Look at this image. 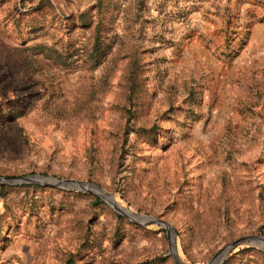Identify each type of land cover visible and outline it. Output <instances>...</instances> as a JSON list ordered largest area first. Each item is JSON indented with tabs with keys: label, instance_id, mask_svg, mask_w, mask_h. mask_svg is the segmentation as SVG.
Returning <instances> with one entry per match:
<instances>
[{
	"label": "rangeland",
	"instance_id": "rangeland-1",
	"mask_svg": "<svg viewBox=\"0 0 264 264\" xmlns=\"http://www.w3.org/2000/svg\"><path fill=\"white\" fill-rule=\"evenodd\" d=\"M33 175L0 264H264V0H0V177Z\"/></svg>",
	"mask_w": 264,
	"mask_h": 264
},
{
	"label": "water",
	"instance_id": "water-1",
	"mask_svg": "<svg viewBox=\"0 0 264 264\" xmlns=\"http://www.w3.org/2000/svg\"><path fill=\"white\" fill-rule=\"evenodd\" d=\"M29 180L39 181V182H42V183H53V182L54 183H58V182H60V181H58L56 179H52L50 177H44V176H41V175H33V176H28V177H16V178H13V177H11V178L0 177V181H2V182H23V181H29ZM76 184L81 186V187H85V185H86L84 183H79V182H77ZM124 213L126 215H129L128 213H132V212H124ZM132 214L136 216V217H132V216L129 215V217L131 219H133V220H137L140 223H155V224H159V225L163 226L166 229L167 235L169 237L170 252L173 255V258L178 262V259H177V256H176V252H175L174 236H173L172 227L166 221H164L162 219H159V218H156V217H151V216L137 214V213H132ZM252 238L264 242V240L261 239V237H259V236H253ZM237 242H239V241H234L233 243L229 244L227 247H225L222 250L221 253H225L229 249L230 246L236 244ZM215 259H216V257H213L209 261H207L205 264H212Z\"/></svg>",
	"mask_w": 264,
	"mask_h": 264
},
{
	"label": "bare ground",
	"instance_id": "bare-ground-1",
	"mask_svg": "<svg viewBox=\"0 0 264 264\" xmlns=\"http://www.w3.org/2000/svg\"><path fill=\"white\" fill-rule=\"evenodd\" d=\"M117 207H118V209L120 210V211H124V212H130V211H127V210H125V209H123V208H121V207H119L118 205H116ZM130 216H132V217H136L135 215H133L132 213H128ZM260 243H262L263 244V246H264V242L263 241H260Z\"/></svg>",
	"mask_w": 264,
	"mask_h": 264
}]
</instances>
